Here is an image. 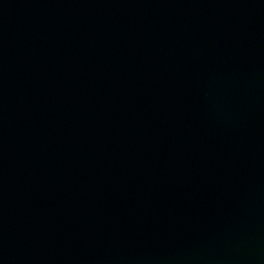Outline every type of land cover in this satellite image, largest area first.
<instances>
[{"label": "water", "instance_id": "95a60500", "mask_svg": "<svg viewBox=\"0 0 264 264\" xmlns=\"http://www.w3.org/2000/svg\"><path fill=\"white\" fill-rule=\"evenodd\" d=\"M0 264H264V0H0Z\"/></svg>", "mask_w": 264, "mask_h": 264}]
</instances>
